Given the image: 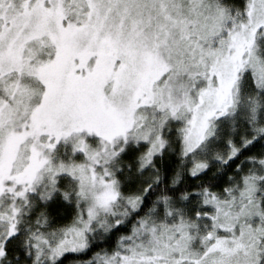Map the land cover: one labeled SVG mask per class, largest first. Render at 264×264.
<instances>
[{
	"label": "snow or ice",
	"instance_id": "6c2138e0",
	"mask_svg": "<svg viewBox=\"0 0 264 264\" xmlns=\"http://www.w3.org/2000/svg\"><path fill=\"white\" fill-rule=\"evenodd\" d=\"M0 264H264V0H0Z\"/></svg>",
	"mask_w": 264,
	"mask_h": 264
}]
</instances>
